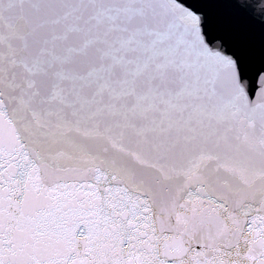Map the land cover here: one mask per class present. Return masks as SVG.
<instances>
[{
  "label": "snow or ice",
  "instance_id": "snow-or-ice-1",
  "mask_svg": "<svg viewBox=\"0 0 264 264\" xmlns=\"http://www.w3.org/2000/svg\"><path fill=\"white\" fill-rule=\"evenodd\" d=\"M0 264H264V0H0Z\"/></svg>",
  "mask_w": 264,
  "mask_h": 264
}]
</instances>
